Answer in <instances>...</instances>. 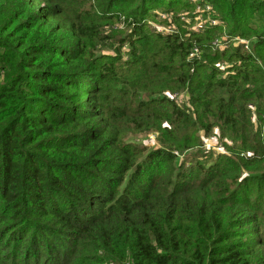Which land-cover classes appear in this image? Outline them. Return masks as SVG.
Segmentation results:
<instances>
[{
  "label": "trees",
  "instance_id": "obj_1",
  "mask_svg": "<svg viewBox=\"0 0 264 264\" xmlns=\"http://www.w3.org/2000/svg\"><path fill=\"white\" fill-rule=\"evenodd\" d=\"M96 1L0 0V264H264V0H202L229 30L166 35L147 19L189 0ZM95 5L127 33L116 68ZM215 127L231 155L181 159Z\"/></svg>",
  "mask_w": 264,
  "mask_h": 264
},
{
  "label": "rangeland",
  "instance_id": "obj_2",
  "mask_svg": "<svg viewBox=\"0 0 264 264\" xmlns=\"http://www.w3.org/2000/svg\"><path fill=\"white\" fill-rule=\"evenodd\" d=\"M186 2L188 3L191 2L192 4L191 6H193V9L191 8L189 10L188 9L182 10L181 12H178V13L171 10L170 8L167 9L168 11L159 10L157 12V15H155V17H150L149 19H147V24L149 25V29L159 34L166 35V34L176 33L178 30L177 24H180V23L184 25V30H186L187 32H192V31L194 32L196 28L202 30L203 26H205V29L208 30L211 27H217L220 24H225L226 30H229V28L231 27L232 25L231 22L219 20V18L217 17L215 13V10H213L214 6L211 3L209 4V3L203 2L202 0H189ZM94 3L97 4V1L94 0ZM86 13H87V16L89 17H92V16L95 17L93 22L91 23L96 24L99 28L104 26L103 28L104 30L99 31L101 32V38L103 41L113 40L114 42H118V43H115L116 50L115 49L101 50L94 56V60H97L98 62H106L111 67L116 68L117 67L116 63L113 65L110 61H108V58L113 56L115 53L117 54L118 58H122V61L125 59L127 60L131 58L130 57V54H131L130 46L126 44V42L124 43V41H121V42L118 41V40H124L126 38L125 37V34H127L126 31L122 32L124 28L118 27L120 28L118 31H112L109 27V26H112L109 21L107 20H105V22L100 21V19L98 18L99 15H104L102 17L106 16L105 10L102 7H96L95 5L94 7L90 8L89 11H87ZM212 20L216 21L215 25L210 24ZM91 23L89 25H91ZM127 23L129 24V21ZM219 38L220 39L223 38V39L221 40L215 39V42L213 43L216 47H219V48L224 47V48L231 49L232 46L236 47L239 44L243 46L242 48L245 51H250L252 48L251 45H252L253 39H248L247 41L244 40L243 42V40L240 37H233V35L225 36L224 34L222 35V37H219ZM193 53L194 55L192 56ZM200 54H201L200 48L194 47L189 57L197 58V57H200ZM234 66H235L234 63H228V62L220 63V69L223 71L230 70L234 68ZM228 73H230V71L225 72L224 74L228 76ZM112 84L113 86H115V88L122 87L121 85H118L115 82V80L113 81ZM166 94L172 95V98L178 100L180 103L188 101L186 94H179L178 91H175L174 93L167 91ZM140 98H144V97L142 96L140 97V95H138L136 97V103L134 105H137L138 99ZM136 122H139V120L137 119ZM256 124L258 123L256 122L255 125ZM216 132L220 138L218 137V142L216 144L211 143L210 145L211 146L215 145L216 147H219V145L223 144V152L217 151L215 149L208 150L206 149V146H202V147L196 148L195 151L189 150L188 152L185 151V153L183 154L181 153L182 154L181 159H185V157L192 152L195 154L191 156L189 159H192L193 161H195L196 158L198 157L199 161L203 162L204 164H211L213 162L212 160H214L217 157V155L220 153L231 155L232 152L229 146L232 145V141L227 136H224V138H221L220 136L221 130L218 127L214 128V134L205 136L202 139V143H204L205 140H209V138L212 139V137L215 135ZM152 138H153V141L151 140ZM212 140L214 141V139ZM125 143L129 146L140 148V149H143V148L160 149L161 148V144L159 142V139L157 138V134H155L154 132H141V133L133 132L132 134L128 135V137L125 138ZM176 154L180 155L178 152ZM204 154H207L206 155L207 159L205 161H204V156H203ZM257 175L258 174L245 173L244 177L253 178L254 176H257Z\"/></svg>",
  "mask_w": 264,
  "mask_h": 264
},
{
  "label": "built area",
  "instance_id": "obj_3",
  "mask_svg": "<svg viewBox=\"0 0 264 264\" xmlns=\"http://www.w3.org/2000/svg\"><path fill=\"white\" fill-rule=\"evenodd\" d=\"M211 25H215L216 24V21L215 20H212L211 21V23H210ZM205 29V26H203L202 27V30H204ZM201 29H198V28H196V32H200V31H202ZM194 55V53L192 54V56ZM250 108H252L253 109V106L252 105H250L249 106ZM212 139H214V141L212 140ZM212 139L211 138H209V140H205L204 141V143H203V146H206V149H208V150H217V151H220V152H223V144L222 145H219V147H216L215 145H213V146H211L210 144L211 143H213V144H216L217 142H218V136H217V132L215 133V135L212 137ZM152 141H153V138L151 139Z\"/></svg>",
  "mask_w": 264,
  "mask_h": 264
}]
</instances>
